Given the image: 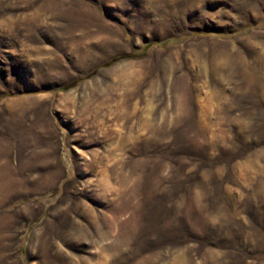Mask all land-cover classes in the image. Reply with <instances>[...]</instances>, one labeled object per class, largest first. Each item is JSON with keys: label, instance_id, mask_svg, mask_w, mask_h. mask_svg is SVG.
Returning <instances> with one entry per match:
<instances>
[{"label": "rangeland", "instance_id": "obj_1", "mask_svg": "<svg viewBox=\"0 0 264 264\" xmlns=\"http://www.w3.org/2000/svg\"><path fill=\"white\" fill-rule=\"evenodd\" d=\"M0 264H264V0H0Z\"/></svg>", "mask_w": 264, "mask_h": 264}]
</instances>
